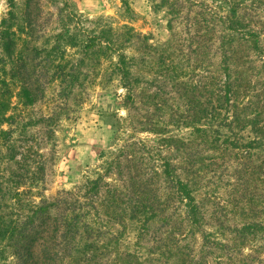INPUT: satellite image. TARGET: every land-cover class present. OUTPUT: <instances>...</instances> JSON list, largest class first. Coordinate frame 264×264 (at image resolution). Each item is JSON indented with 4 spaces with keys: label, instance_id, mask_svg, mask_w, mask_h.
Wrapping results in <instances>:
<instances>
[{
    "label": "rangeland",
    "instance_id": "obj_1",
    "mask_svg": "<svg viewBox=\"0 0 264 264\" xmlns=\"http://www.w3.org/2000/svg\"><path fill=\"white\" fill-rule=\"evenodd\" d=\"M11 1L0 0V37L2 19L12 8L16 16L13 56L0 45V99L9 103L0 111V179L10 187L19 181L21 201L40 203L101 177L95 208L90 209L105 232L100 243H111V257L116 249L147 256L171 224L160 232L156 220L148 230L141 220L121 224L110 219L102 204L108 191L116 189L127 205L137 174L139 180L147 177L164 200L169 197L164 161L179 163L181 154L165 137H185L191 130L186 124L190 94L182 85H198L204 101L205 94L216 91L221 71L219 32L212 33L213 20L203 13L213 1L179 0L177 14L162 0H13V7ZM130 32L137 36L129 40ZM122 55L133 63L130 68L138 78L130 87L122 79ZM26 75L40 93L33 105H25L18 95ZM252 78L256 89L245 102L264 87V73ZM206 85L212 90L206 92ZM7 116L13 117L11 124L4 122ZM48 117L51 124L43 120ZM197 147L201 170L194 185L205 228L216 230L221 220L243 223L249 219L241 214L242 207L249 208L246 189L251 197L257 190L264 193V186L251 180L247 187L238 178L242 165L234 150ZM141 229L146 231L141 234ZM188 242L199 247L201 233L194 232ZM5 258L15 260L11 248Z\"/></svg>",
    "mask_w": 264,
    "mask_h": 264
},
{
    "label": "trees",
    "instance_id": "obj_2",
    "mask_svg": "<svg viewBox=\"0 0 264 264\" xmlns=\"http://www.w3.org/2000/svg\"><path fill=\"white\" fill-rule=\"evenodd\" d=\"M212 1L213 6H207L203 13L213 20L212 33L219 32L221 71L216 91L205 94L204 101L198 97V85L191 89L182 85L190 94L186 124L191 130L185 137H165L167 145L181 154L179 163L170 158L164 161L163 173L172 189L169 197L164 200L147 177L139 180L141 175L137 174L132 176L133 197L127 205L122 204L123 198L116 189L108 191L102 204L110 219L116 218L121 224L143 221L148 230L150 222L156 220L159 232L170 224L171 228L160 233L147 256L141 251L116 249L111 257V243H100L105 235L102 223L90 217L101 189V177L87 180L81 189L66 190L65 194L40 203L21 201L22 183L16 181L10 187L0 179V264H264V193L257 190L250 197L246 189L244 198L249 208L242 207L241 214L249 219L235 225L221 220L212 230L205 228L207 219L195 191L194 180L201 170V159L195 152L198 145L209 150H234L242 165L238 178H244L247 187L256 180L264 186V87L255 98L244 101L256 89L254 74L264 73V0ZM162 3L174 14L180 10L179 0ZM11 6H15L13 0ZM15 17L12 8L1 22L0 45L8 57L15 51ZM169 26L172 27L171 22ZM133 36L137 35L130 32L128 39ZM120 63L124 85L130 87L132 82H138L130 68L133 63L125 55ZM21 64L26 65L25 61ZM21 80L18 95L25 105H33L40 98L39 89L31 76H22ZM204 88L206 92L212 90L208 85ZM8 108L9 103L0 99L1 113ZM3 120L11 124L13 117ZM43 120L52 122L51 117ZM5 133L8 135L9 131ZM13 197L16 201L12 203ZM196 231L202 237L199 247L188 242ZM10 248L15 260L7 262L2 256Z\"/></svg>",
    "mask_w": 264,
    "mask_h": 264
}]
</instances>
